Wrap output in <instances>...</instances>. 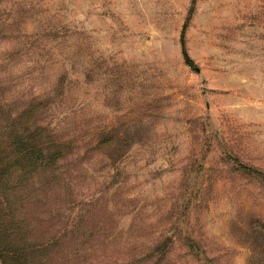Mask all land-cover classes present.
<instances>
[{
	"label": "rangeland",
	"instance_id": "374dc122",
	"mask_svg": "<svg viewBox=\"0 0 264 264\" xmlns=\"http://www.w3.org/2000/svg\"><path fill=\"white\" fill-rule=\"evenodd\" d=\"M20 113L60 156L17 225L59 258L264 264V0H0V129Z\"/></svg>",
	"mask_w": 264,
	"mask_h": 264
},
{
	"label": "trees",
	"instance_id": "16d2710c",
	"mask_svg": "<svg viewBox=\"0 0 264 264\" xmlns=\"http://www.w3.org/2000/svg\"><path fill=\"white\" fill-rule=\"evenodd\" d=\"M185 30L181 35V48L184 62L195 69V63L186 49ZM30 113L24 111L26 118ZM22 113L17 117V124L9 135L5 128L2 137L7 141L0 143V259L1 264H69L68 259L59 258L56 253L64 248L67 240L63 237H39L40 229L25 231L18 227L17 223L25 216L18 218L21 211L27 210L31 196L27 188L36 171L39 168L48 169L47 161L60 156L56 149L45 155V142L39 141L43 131L36 127L32 131H26L22 135ZM17 125V126H16ZM43 142V143H42ZM56 147L64 149V144H57ZM52 152H55L52 154ZM62 155V153H61ZM49 156V157H47ZM244 171H252L250 168L241 165ZM35 196V195H33Z\"/></svg>",
	"mask_w": 264,
	"mask_h": 264
}]
</instances>
